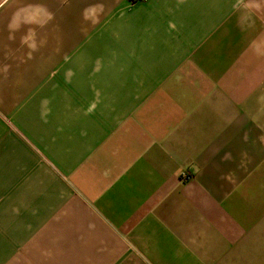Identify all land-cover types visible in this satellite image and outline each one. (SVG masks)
Wrapping results in <instances>:
<instances>
[{
	"label": "crops",
	"instance_id": "1",
	"mask_svg": "<svg viewBox=\"0 0 264 264\" xmlns=\"http://www.w3.org/2000/svg\"><path fill=\"white\" fill-rule=\"evenodd\" d=\"M0 264H264V0H0Z\"/></svg>",
	"mask_w": 264,
	"mask_h": 264
}]
</instances>
